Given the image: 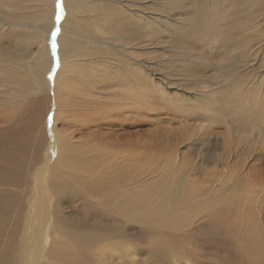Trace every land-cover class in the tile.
I'll list each match as a JSON object with an SVG mask.
<instances>
[{
  "label": "rangeland",
  "instance_id": "1",
  "mask_svg": "<svg viewBox=\"0 0 264 264\" xmlns=\"http://www.w3.org/2000/svg\"><path fill=\"white\" fill-rule=\"evenodd\" d=\"M51 1L0 0V15L12 25L0 30L6 58L0 59V123L11 122L0 134V164L20 173L11 170L16 175L6 184L12 187L0 185V204L11 201L0 213L6 221L0 251L7 238L18 250L21 227L10 230L27 210L22 201L32 191L35 165L51 155L42 186L61 185L52 169L62 163L64 142L99 141L110 150L125 147L124 159L137 153L123 173L105 168L102 174L109 192L116 190L118 176L127 170L134 175L132 191L121 190L134 197L129 205L130 198L122 202L123 211L105 205L96 210L85 201L82 187L100 174L80 173L86 167L65 177L62 188L40 194L45 205L54 203L61 227L101 238L102 247L89 254L91 264H253V254L264 250V0H122L152 16V25L147 32L136 22L117 36L86 25L92 13L83 7L78 15L86 20L73 19L71 27L85 38L68 36L62 47L74 63L60 88L69 84L57 92L58 101L49 102L57 74L60 79L59 52L41 71L49 88L38 92L34 74L38 63L53 57L54 47L44 38L56 29L48 27ZM121 38L134 66L143 63L152 75L147 96L136 94L137 103H124L133 115L109 103L113 93L126 98L130 90L118 89L132 76L117 72L107 45L120 46ZM198 181L201 200L191 201L185 212L181 207ZM173 194L177 201H167Z\"/></svg>",
  "mask_w": 264,
  "mask_h": 264
},
{
  "label": "bare ground",
  "instance_id": "2",
  "mask_svg": "<svg viewBox=\"0 0 264 264\" xmlns=\"http://www.w3.org/2000/svg\"><path fill=\"white\" fill-rule=\"evenodd\" d=\"M51 2L52 3H50L49 9L52 7L53 12L52 15L50 14L48 16V18L52 20L53 23L52 24L50 23L51 25L48 27H55L56 29H54L53 33L49 32L48 33L49 35L47 34V36H45L44 38L46 42L52 43L54 47L53 57L55 58V60H53V57L51 56L42 63L41 62L38 63L36 65L38 74H34V80L38 84V92L42 90L45 91L46 88H49L50 85L45 86L43 84V81H41V74H42L41 71H46L48 69L47 67H49L50 62L57 61L56 59L59 52L58 61L61 62L60 79L58 78V74H57L54 80V82L57 85V89H55V91L54 90L52 91L51 88L49 102L51 101L53 102L54 98L58 101L60 96H58L57 92H59V94L62 93L65 87L69 84V82L64 83L63 84L64 88H60V85L63 83L62 77L65 74V70L71 68L72 67L71 64L74 63L70 61V58L73 57L72 55L71 56L68 55L70 58L64 56V53L62 52L63 51L62 47L64 46L65 38L68 36L71 37L79 36L81 38L82 37L85 38L83 34L79 33L75 28L71 27V21L73 19L75 21H78L77 24H80V22L86 20L85 19L86 16L84 17L78 15L80 13L82 15V11L84 10L83 7H87L86 11H90L92 13V15L89 14L88 18L86 17L88 19L86 20V25L92 24L91 26L95 27L96 31L100 34H105V35L115 34L117 36L120 35L121 32L128 30L127 28L130 26V24H133L136 27L137 25L136 22L138 23L137 27L140 26V28L142 27L145 31L148 32L147 25H152V20H151L152 16L148 18L147 15L148 13L139 10L140 8L133 9V7L135 6L128 5L130 4L129 1L123 2L122 0H90L88 2H82V1L78 2L76 0H72V1L62 0V10H61V0H52ZM112 4H117L120 7L119 10L118 8H114L115 6ZM94 8H98L99 10ZM55 15H57L56 21L54 19ZM114 23H116V25H114ZM0 24H1L0 30L1 29L4 30L5 25L12 26L10 25L9 22L3 19L1 15H0ZM41 28L44 29V33H46L49 30V29H45L44 27ZM54 33H58V35H54ZM102 42L103 41H100L99 43ZM103 43L106 44L105 42ZM119 43L120 46H117L115 44L113 45L112 43L107 44L114 51V54L112 53L110 55H113L111 56L112 59L115 58V60H113V63L119 68V71L117 72L119 73L120 71H124V73L126 74L125 76H128L127 72H129L132 76V79L127 78V80H125V83L118 86L119 90L130 88L129 94L127 93L128 96L125 98L124 97L125 95L122 94L114 95L113 93L112 97L109 98L111 100L109 101V103H111L110 105H112V107H115L114 109L124 107V109H127L128 112H131L132 113L131 115H133V112L128 109L131 107L125 106L124 103L127 102L134 104L135 102L137 103L138 99L136 100V94L138 95L139 98L143 100V98L147 96L146 92H148L150 89L148 84L151 85V83L149 82H151L152 80V75L150 74L149 68L145 67L143 63L141 64V66L142 65L144 66L146 72L141 71V66L139 65L134 66L136 64H133V57L129 56L128 53L123 51L124 49L123 47L125 46L122 44L125 43V41L122 40L121 38ZM0 59H6V58L0 54ZM3 62L8 63V61H3ZM138 79L141 80L140 83L137 82ZM50 81L51 79H49V82L47 83L51 84ZM261 84L264 87V82H261ZM160 85L162 86L161 83ZM132 94H135V96H133ZM53 95H56V97H53ZM93 97L96 96L94 95ZM3 122L8 124L7 126L11 124V122L6 118L5 121L3 120ZM4 123H0V134L2 132L4 133V130L8 128L6 126L4 127ZM49 141H52L49 144V147L51 148V150H53L52 151L53 153L54 146L57 147L58 139H56V137L54 136ZM98 143L100 142L97 141L94 144L88 141L87 143H84L82 145L75 146L70 143L64 142V152L66 154L61 159L62 163L60 165L59 163L58 164L56 163V165L53 166L54 168L52 169L53 177L58 178L61 182V185L54 184L48 187L42 186L43 183L47 184V181L46 180L43 181V180L44 178H47L48 174H50V172L48 174H45L44 169L48 166L47 163L50 162V158H52L51 155L49 156L50 158L49 157L47 158V161L43 163V165L40 166L39 164H36L37 166L35 165L34 168L35 171H33L34 178L32 181L33 182V188L31 189L32 191H30V195H28L29 197L27 199V202H25L26 199L25 201H22V204L23 203L27 204V210L25 211V215L23 217L21 216L19 217L20 215L19 213H23V211L19 210L20 208L19 207L17 209L18 210L17 214L20 219L16 220L17 222L16 224L11 225V230H10L11 232L15 231L14 228L16 225L21 227L20 230L21 236H20V243L18 250L14 252L13 239L10 241L7 238V243L4 244L5 247L0 251V264H91L89 261L90 260L89 254L91 251L96 250L99 247L100 248L102 247L103 244L100 243L101 238H99L98 235L91 236L90 234H74L70 230L61 227L59 224V220H56L55 218L57 216L56 213L57 210L54 213L53 211L54 203L50 201L48 206L45 205L43 201L40 199V194L43 192V190H45L44 192L49 193L51 191H55L56 188L59 189L62 188L61 187L62 183L65 184L64 183L65 177L67 178L72 174V172H77L78 170L84 169L86 167L84 170L80 171V173L84 172L87 174H92L98 170L100 171V174L97 175L98 178H96V180L92 182V184L85 185L84 187H82L85 201L88 202L89 205H91L92 207H95L96 210H99L98 207L100 208L101 206L105 205L106 207L109 206L108 210H112L117 213L118 211H123L122 208L124 204H122V202L130 198L129 203L128 201L125 203L126 205H129L134 197H131L129 194L128 196L127 195L123 196L121 190L123 191L124 189L126 193L132 191L134 185V183L132 182L134 175L127 170L126 173L118 176L119 177L118 186L120 185L122 186L126 185V186L121 188L115 186L116 190L109 192L110 186H108L107 184L108 177L105 178V175L102 174L103 171L106 172L105 168L112 170L114 169L116 170L115 173H118L120 171L121 173H123L124 168H128L133 163L132 157H135L137 153H133L134 156L133 154H131L129 158L124 159L127 152L126 150L124 151L122 149L125 147L120 149L119 147L121 146L117 147L116 145L114 146L111 143L110 145H112L113 147L110 146V148L112 147L113 149L110 150L107 148V145H103V143H100L102 145L100 144L98 145ZM11 170L16 171L13 166L12 168H10V166L4 167V164H0L1 186L9 185V184L7 185L6 183L11 181L10 179L11 174H13L14 176L16 175V172L20 174L18 170L16 172H11ZM88 178L91 179L92 177L88 176ZM167 182H169V179L167 180ZM195 184H198L199 187L198 188L195 187V189L192 190L194 191V193H192L191 191V193L187 197V201L184 202L185 205L183 207L180 206L181 210L183 209L185 210V212L190 211L191 201H194L196 199L197 200L196 203H198L199 202L198 200H201L199 197H201L200 195L203 194L202 192H200L202 183L198 181L197 183L195 182ZM163 189L164 188H161V190ZM8 195L10 196V194ZM176 197L177 196L173 194L172 197H169L166 200L169 201L172 200L173 198L175 201H177ZM6 204H11L10 199L6 200L4 205L0 204V213H3V211L7 210ZM130 209H132V207ZM172 210L173 211L169 213L170 217L175 216L174 208ZM220 211L222 213L229 212L225 208L222 209L220 208ZM2 218L3 217L0 214V232L1 230H4V225L6 223L5 219ZM261 218L262 221L264 222V214L262 215ZM99 254H97L96 257H98ZM253 256H254L253 264H264L263 249L261 250L258 249L253 254ZM175 264H185V263L178 262Z\"/></svg>",
  "mask_w": 264,
  "mask_h": 264
},
{
  "label": "snow or ice",
  "instance_id": "3",
  "mask_svg": "<svg viewBox=\"0 0 264 264\" xmlns=\"http://www.w3.org/2000/svg\"><path fill=\"white\" fill-rule=\"evenodd\" d=\"M61 10H62V0H61ZM54 35H58V33H54Z\"/></svg>",
  "mask_w": 264,
  "mask_h": 264
}]
</instances>
